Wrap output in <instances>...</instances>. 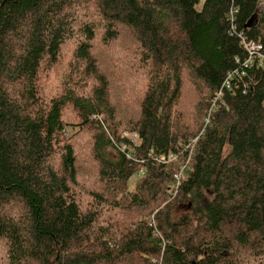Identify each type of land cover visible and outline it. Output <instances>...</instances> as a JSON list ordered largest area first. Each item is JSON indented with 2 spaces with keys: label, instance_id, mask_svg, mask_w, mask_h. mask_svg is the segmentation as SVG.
Listing matches in <instances>:
<instances>
[{
  "label": "trees",
  "instance_id": "16d2710c",
  "mask_svg": "<svg viewBox=\"0 0 264 264\" xmlns=\"http://www.w3.org/2000/svg\"><path fill=\"white\" fill-rule=\"evenodd\" d=\"M198 2L0 0V264H264V9Z\"/></svg>",
  "mask_w": 264,
  "mask_h": 264
},
{
  "label": "built area",
  "instance_id": "2783aa9c",
  "mask_svg": "<svg viewBox=\"0 0 264 264\" xmlns=\"http://www.w3.org/2000/svg\"><path fill=\"white\" fill-rule=\"evenodd\" d=\"M236 12H237V9H235V8L231 9L229 15L232 19H233L234 13H236ZM237 35H238V37H240V39H241L240 41H241V43H242V45L246 51V57L243 59V65L247 66V65H251L252 63H255L257 65H263V63H264L263 44L260 42L253 41L251 39H246L242 33H238ZM231 78H232V74L229 73L228 77L223 81L221 88L216 93L215 99L222 96L223 88L229 86V81ZM213 105H214V103H213ZM207 121H208V118L205 119V124L207 123ZM121 136L127 137L131 141L132 144H135V145L138 144L139 138H138V135L135 133L123 132ZM115 145H117L121 151H125L127 144L124 142H121V143H116ZM125 155L127 158L132 159L131 158L132 157L131 152H125ZM148 157L156 159V160H160V161H165L167 159L166 155H164V154L153 156L151 153H149ZM172 158H173V156L170 154L168 156V159H172ZM144 161H145L144 159L137 160V162H138V168L136 171L137 176L142 177L145 174V165L143 164ZM176 178H177V180L174 184L175 189H177L178 184H179V180H178L179 176L176 175Z\"/></svg>",
  "mask_w": 264,
  "mask_h": 264
},
{
  "label": "rangeland",
  "instance_id": "374dc122",
  "mask_svg": "<svg viewBox=\"0 0 264 264\" xmlns=\"http://www.w3.org/2000/svg\"><path fill=\"white\" fill-rule=\"evenodd\" d=\"M202 2H203V0H199V2L195 5V8L199 9L202 5ZM258 9L259 10L264 9V0H260ZM141 179H142V177L137 176L136 173H134L128 181V188L129 189L133 188L137 184V182H139ZM151 217H153V214L151 215ZM151 224H153V227H155V222L152 219H151ZM154 234H156V230H154ZM152 261H156V260L152 259Z\"/></svg>",
  "mask_w": 264,
  "mask_h": 264
},
{
  "label": "water",
  "instance_id": "95a60500",
  "mask_svg": "<svg viewBox=\"0 0 264 264\" xmlns=\"http://www.w3.org/2000/svg\"><path fill=\"white\" fill-rule=\"evenodd\" d=\"M256 23V14H253L247 21L246 26L251 27Z\"/></svg>",
  "mask_w": 264,
  "mask_h": 264
}]
</instances>
